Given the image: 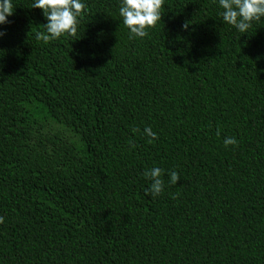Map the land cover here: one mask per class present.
Wrapping results in <instances>:
<instances>
[{
	"label": "trees",
	"instance_id": "1",
	"mask_svg": "<svg viewBox=\"0 0 264 264\" xmlns=\"http://www.w3.org/2000/svg\"><path fill=\"white\" fill-rule=\"evenodd\" d=\"M85 3L71 36L37 40L32 0L0 26V264H264V17L164 0L130 39Z\"/></svg>",
	"mask_w": 264,
	"mask_h": 264
},
{
	"label": "clouds",
	"instance_id": "2",
	"mask_svg": "<svg viewBox=\"0 0 264 264\" xmlns=\"http://www.w3.org/2000/svg\"><path fill=\"white\" fill-rule=\"evenodd\" d=\"M164 0H119L118 14L123 25L127 28L129 38H144L148 29L153 28L161 21V9ZM222 20L234 27L240 33H246L253 21L264 17V0H216ZM31 8H38L46 20L43 24L45 31H37L35 38L48 42L61 36H71L77 32L80 20L87 14L88 7L85 0H32ZM13 0H0V26L7 23L8 17L13 14ZM186 27V26H182ZM4 32L0 30V36ZM144 135L156 138V133L150 127H144ZM225 146L235 145L236 139L225 137ZM163 170L152 167L143 175L151 181L145 190L146 194L159 195L164 188L162 178ZM180 179L176 171H171L168 176L169 184H176ZM4 218L0 217V223Z\"/></svg>",
	"mask_w": 264,
	"mask_h": 264
}]
</instances>
